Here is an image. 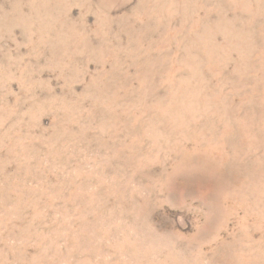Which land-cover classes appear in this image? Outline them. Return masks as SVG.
<instances>
[{
  "label": "rangeland",
  "instance_id": "rangeland-1",
  "mask_svg": "<svg viewBox=\"0 0 264 264\" xmlns=\"http://www.w3.org/2000/svg\"><path fill=\"white\" fill-rule=\"evenodd\" d=\"M0 264H264V0H0Z\"/></svg>",
  "mask_w": 264,
  "mask_h": 264
},
{
  "label": "bare ground",
  "instance_id": "bare-ground-1",
  "mask_svg": "<svg viewBox=\"0 0 264 264\" xmlns=\"http://www.w3.org/2000/svg\"><path fill=\"white\" fill-rule=\"evenodd\" d=\"M247 105V104H246Z\"/></svg>",
  "mask_w": 264,
  "mask_h": 264
}]
</instances>
